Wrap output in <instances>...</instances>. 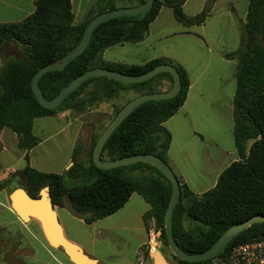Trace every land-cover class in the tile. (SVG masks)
I'll return each instance as SVG.
<instances>
[{"label": "trees", "instance_id": "1", "mask_svg": "<svg viewBox=\"0 0 264 264\" xmlns=\"http://www.w3.org/2000/svg\"><path fill=\"white\" fill-rule=\"evenodd\" d=\"M146 0H130L137 6ZM184 0H154L142 13L111 18L100 23L81 54L62 70L48 71L39 79V87L47 99L82 72L93 67H104L127 75L143 73L157 64L175 66L180 77V90L166 100L146 101L138 105L111 133L104 143L101 158L112 160L135 153H149L169 164L168 148L171 141L163 122L183 104L189 87L187 73L181 65L166 58L150 60L142 65L106 62L101 52L108 46L123 42H138L161 6L172 9L174 17L184 25L200 24L208 13L205 8L194 17L182 10ZM34 11L16 22L0 24V58L7 46L14 44L19 57H10L0 66V129L6 128L17 137V147L28 151L38 138L33 133L35 118L51 116L65 110L87 109L99 100H123L116 104L110 119L133 97L160 92L157 79L168 73H159L139 83H121L106 77H92L82 82L53 109L39 105L33 96L31 78L42 66L52 63L81 39L88 22L96 15L120 6L115 0H96L85 20L73 22L70 0H35ZM234 58L233 142L238 159L218 175L215 185L200 194L193 193L183 179L176 175L179 194L172 211V235L184 252L198 253L208 249L231 225L255 214L264 215V0H249L239 47L225 54ZM102 80L100 86L82 94L90 83ZM98 85V84H97ZM134 95L127 96L130 93ZM125 96H127L125 98ZM80 98V99H79ZM105 127V126H104ZM102 128V130L104 129ZM100 135L92 138L87 165L74 161L63 173L41 172L31 167L28 156L25 165L10 177L0 179V190L16 187L15 177L22 173V186L34 197L39 189L49 186L53 205L63 207L68 201L72 210L85 223H91L118 210L137 192L150 205L161 228L162 246L168 247L164 234L163 217L171 193L170 182L153 166L136 162L127 166L100 169L92 161V148ZM78 149L73 152V159ZM145 169L141 176L126 174L128 170ZM65 177L74 180L68 184ZM264 233V223H253L230 239L215 257L187 262L175 257L180 264H213L216 257L226 259L230 250Z\"/></svg>", "mask_w": 264, "mask_h": 264}, {"label": "crops", "instance_id": "2", "mask_svg": "<svg viewBox=\"0 0 264 264\" xmlns=\"http://www.w3.org/2000/svg\"><path fill=\"white\" fill-rule=\"evenodd\" d=\"M96 0H70L73 22L82 23ZM120 6L130 7V0H115ZM249 0H184L183 12L194 17L208 8L207 16L200 24L184 25L178 21L169 6L160 7L148 26L146 36L138 42L116 43L101 52L106 62L142 65L150 60L166 58L183 67L189 79V87L183 104L177 112L163 122L171 141L167 151L169 166L179 175L188 188L200 194L212 188L220 172L238 159L233 142V96L235 92V69L237 60L225 54L239 47ZM35 0H0V24L16 22L34 11ZM16 47V45L11 44ZM14 52H8V58ZM4 54V53H3ZM7 58V59H8ZM160 91L171 83L166 76L157 79ZM102 80L90 83L82 92L100 86ZM98 84V85H97ZM134 95L132 92L127 96ZM125 96V98L127 97ZM123 99L99 100L85 113H100L110 119L114 106ZM83 114L65 110L51 116L60 125L54 135L69 138V152L60 168L31 162V154L49 138H38L37 144L28 151L17 147V137L12 131L0 129V154L6 152L16 163L1 166L0 173L14 172L29 165L41 172L63 173L74 161V149L81 136ZM59 118V119H56ZM74 126L76 128L74 129ZM34 133V131H33ZM37 137V135L34 133ZM7 141V142H6ZM90 141V138H89ZM59 146L58 141H54ZM89 145V144H88ZM24 161L21 167L16 164ZM69 204L65 201V204ZM55 205V210H56ZM150 205L137 192L114 213L91 223L81 217L73 218L70 240L80 245L84 252L101 264H137L135 250L146 240L144 215ZM57 212V211H56ZM58 216V215H57ZM65 229V228H64ZM0 257L3 264H73L44 240L36 221L23 223L9 208L7 194L0 190ZM162 256L161 264H180L168 247L147 254L145 264H157L155 254Z\"/></svg>", "mask_w": 264, "mask_h": 264}, {"label": "water", "instance_id": "3", "mask_svg": "<svg viewBox=\"0 0 264 264\" xmlns=\"http://www.w3.org/2000/svg\"><path fill=\"white\" fill-rule=\"evenodd\" d=\"M154 0H146L144 3L132 7H119L108 10L94 16L83 30L80 41L72 49L52 63L40 67L31 78L33 96L40 106L46 109L57 107L62 100L75 90L82 82L92 77H106L121 83L134 84L147 81L159 73H168L172 77L171 86L160 92L139 94L125 103L113 118L105 125L92 148V161L100 169H111L127 166L136 162L147 163L155 167L171 184V193L163 217L164 234L167 246L174 256L187 262H199L216 256L223 246L242 230L253 223H264L263 214H255L247 219L231 225L215 242L206 250L198 253H187L178 248L172 235V211L178 199L179 183L173 169L158 157L149 153H135L132 155L112 160L102 159L100 154L104 143L114 129L141 103L146 101L166 100L174 97L180 90V77L174 65L160 63L151 69L140 73L127 75L104 67L88 69L72 80L51 99H47L39 87V79L43 73L54 70H62L72 59L81 54L87 46L94 29L102 22L111 18L125 15H136L147 10ZM9 208L17 215L21 222L26 223L35 220L41 230L45 242L52 248L60 249L73 264H101L96 259L88 256L77 243L69 240L59 222L55 205L50 196L49 186L41 187L36 196H30L23 187H16L7 195ZM157 264H161L162 256L155 254Z\"/></svg>", "mask_w": 264, "mask_h": 264}, {"label": "rangeland", "instance_id": "4", "mask_svg": "<svg viewBox=\"0 0 264 264\" xmlns=\"http://www.w3.org/2000/svg\"><path fill=\"white\" fill-rule=\"evenodd\" d=\"M8 52H14L12 56L19 57L21 55L20 50L17 47H13L11 45L7 46L4 50V54L0 58V66L2 65L4 60L8 58ZM86 110L87 109L85 108L83 109L81 108L78 110H70L71 112H77V114H83L80 117V121L82 123L81 136L79 137V140L77 141L76 146H77V149L79 150L77 160H80L78 162H82V164L84 165H87L88 153L90 150L92 138H94L97 134L101 133L102 128L110 121L109 119H105L103 115L98 112L95 114L92 113V115H89L85 113ZM57 113L58 112H56L55 114ZM56 119H59V118H56ZM59 126L60 125L58 124V122H56V120L52 117H46V118L40 117V118H35L33 120V131L37 135V138H46V137L49 138L50 136L55 134ZM75 128L76 126H74V129ZM89 138H90V141H89ZM54 141H58L59 146H56L54 144ZM69 146H70L69 138H63L62 136L53 137L52 139L49 138L47 142H45L44 144H42L36 150L33 151L30 157L31 162L34 166H37V163H38V164H42L45 166H51L55 169H58L61 167L62 161L65 159V157L67 156L69 152ZM16 162H17V158L15 160L11 159L10 156L6 152L0 154V168L1 166H4L8 163H16ZM23 163L24 161L17 163L15 165L16 168L21 167ZM71 166L72 164H70L67 167V169H69ZM144 172H147V170L145 169L128 170L125 173L141 176L142 174H144ZM12 173H15V171L14 172L5 171L3 173H0V179L4 177H10ZM14 181H15L16 186L21 187L22 182H23L22 173H17ZM65 181L70 185L74 183V180L68 177H65ZM4 193L8 195L9 189L5 188ZM56 211H57L59 222L63 228L64 234L66 231L67 234H69L70 236H73V234L71 233L70 224L73 225L77 223L73 218L80 217V216H78L72 210L70 204H66L63 207H56ZM31 221H33L34 223L35 220L32 219ZM65 236L68 238L66 234ZM2 244L3 243L0 238V248L2 247ZM59 251L62 254V251L61 250ZM14 262L15 264H19L17 261H14ZM0 264H3V263L0 262Z\"/></svg>", "mask_w": 264, "mask_h": 264}, {"label": "built area", "instance_id": "5", "mask_svg": "<svg viewBox=\"0 0 264 264\" xmlns=\"http://www.w3.org/2000/svg\"><path fill=\"white\" fill-rule=\"evenodd\" d=\"M144 225L146 240L135 250L137 264H145L147 254L162 246L161 228L152 213L144 215ZM213 264H264V233L234 246L226 259L216 257Z\"/></svg>", "mask_w": 264, "mask_h": 264}, {"label": "flooded vegetation", "instance_id": "6", "mask_svg": "<svg viewBox=\"0 0 264 264\" xmlns=\"http://www.w3.org/2000/svg\"><path fill=\"white\" fill-rule=\"evenodd\" d=\"M0 257L3 258V259H5L7 257V255H5L4 253H1L0 254Z\"/></svg>", "mask_w": 264, "mask_h": 264}]
</instances>
